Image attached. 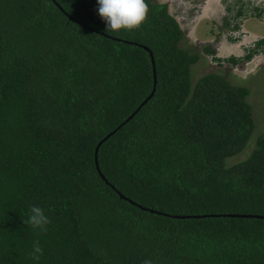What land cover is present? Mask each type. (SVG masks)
I'll use <instances>...</instances> for the list:
<instances>
[{"label":"trees","instance_id":"trees-1","mask_svg":"<svg viewBox=\"0 0 264 264\" xmlns=\"http://www.w3.org/2000/svg\"><path fill=\"white\" fill-rule=\"evenodd\" d=\"M146 3L138 29L105 32L97 0H0V264H264L251 89L223 70L194 82L224 60ZM32 205L47 232L24 223Z\"/></svg>","mask_w":264,"mask_h":264},{"label":"rangeland","instance_id":"rangeland-1","mask_svg":"<svg viewBox=\"0 0 264 264\" xmlns=\"http://www.w3.org/2000/svg\"><path fill=\"white\" fill-rule=\"evenodd\" d=\"M158 3H167L169 5V11L174 15L176 20L181 25L182 29L186 33L187 46L196 47L198 50H202V47L210 44L213 49L217 51V57L220 59H226L230 57L231 44H229V33L230 29L232 30V26L236 24L235 15L236 12L232 10V8L228 11L225 10V7L228 5L233 6L234 2L237 0H222V6L220 0H154ZM257 4L264 5V0H253ZM221 6V7H220ZM230 6V7H231ZM226 14V15H224ZM227 17V20L230 22V26L224 27V20L221 17ZM201 19H207L209 22V27L207 23H202ZM246 27L244 28L248 34L256 32L261 35H264V22L251 18L245 19ZM241 21V20H240ZM243 23V21H242ZM202 26V31L205 29L209 30V34L205 36H194L191 34L195 32V30L200 26ZM245 24V23H244ZM208 27V28H207ZM224 28V29H222ZM240 32L236 33L235 36H239ZM246 33V34H247ZM234 32L230 33V36L233 35ZM226 35L228 40L224 37ZM215 36V37H213ZM220 36V38H219ZM209 40H215L214 42ZM222 42L221 44H218ZM248 47L253 43H247ZM239 45V44H238ZM237 45V46H238ZM230 46V47H229ZM237 46H232V48H237ZM228 48L230 50H228ZM233 51H236L233 49ZM245 51L241 54L238 53V58H244ZM262 58V61L258 62V59ZM256 61L258 64L261 63L260 66H256ZM230 63L226 61L223 65H218L216 61L213 60L211 56H205L201 61L198 62L193 67V80L194 82L198 80L202 75L210 71H218L223 70L232 83L246 85L251 89V94L248 97L249 102L252 104L254 109V118L256 122V128L253 135L252 143H255L256 137L259 135H264V57L258 56L255 61H253V65H248L246 61H242L240 64V69L230 68ZM206 68V69H205ZM252 148V146H251ZM250 149L243 151L242 153L231 157L226 160V165H233L242 161L247 155L250 154Z\"/></svg>","mask_w":264,"mask_h":264},{"label":"clouds","instance_id":"clouds-1","mask_svg":"<svg viewBox=\"0 0 264 264\" xmlns=\"http://www.w3.org/2000/svg\"><path fill=\"white\" fill-rule=\"evenodd\" d=\"M220 1L221 3L219 4L222 6V0ZM224 1L225 0H223V2ZM97 2H98L97 12L106 24L105 32H113V31L118 32L121 29L129 30V31L133 29H138L145 22L149 13V6L146 3V0H97ZM230 6L231 5H228V7L226 6L223 12H225L227 9L229 11L232 8V10H234L237 14L235 15V21L237 22L235 25L231 27L232 30L230 29V33L234 32V34L230 36L229 33L228 35L230 38L227 37L226 35H224V37L227 40L228 38L231 39L230 41L233 43L236 42L239 43L244 40V37L246 35V32L242 29V26L246 21L245 19L255 18L264 22L263 20L264 5L257 4L253 0H237L236 2H234L233 6L231 7ZM222 8L224 9V6H222ZM240 8L243 9L242 15H238V10ZM224 15L221 17V19L223 20L227 18L224 17ZM236 25H239L240 29H234ZM240 30L241 33L239 34V36L238 37L235 36L236 33L240 32ZM261 40H264V38H260L255 40L254 42H251L253 44H251L249 47L248 44L245 45V47L243 48L244 51L246 52L245 56L250 52V50L256 49L257 43ZM263 48L264 45H262L258 49L259 52L256 53L250 61H246L248 65H253V61H255V59L258 56L264 57ZM230 57H237V56L230 55ZM230 57L226 59L228 60ZM226 59L225 60L223 59L224 62L226 61ZM239 59L243 60V58H239ZM259 61H262V58H259L258 62ZM258 62L256 61L255 63L257 67H258L257 65ZM240 64L236 65L235 67H232L230 64L229 65L230 68H237V70H239ZM24 223L28 226H31L33 229L39 230V232L41 233H45L47 232V226L51 223V221L41 207L32 205L29 209L28 219L24 220ZM29 255L32 260L37 262L40 260V257L43 255V249L38 240L34 242L32 252ZM144 264H153V262L151 260H145Z\"/></svg>","mask_w":264,"mask_h":264},{"label":"crops","instance_id":"crops-1","mask_svg":"<svg viewBox=\"0 0 264 264\" xmlns=\"http://www.w3.org/2000/svg\"><path fill=\"white\" fill-rule=\"evenodd\" d=\"M202 20V23H207L208 24V27H209V22H207V19H201ZM202 24L195 30V32H193L192 34H191V38H193L192 37V35H194V36H198V37H200V36H205V35H207V34H209L210 32H209V30L208 29H205L204 31H202ZM207 27V28H208ZM246 27V22H245V24H243V26H242V29L246 32V30L244 29ZM247 33V32H246ZM213 37H215V36H213ZM260 38H264V35H261V34H259V33H256V32H253V33H251L250 32V34H246L245 35V37H244V40L243 41H241V42H239V43H233V42H231L230 40H229V44H231V50L228 48V50H230V55H232V56H237V54L238 53H243L244 52V47H245V45H247V43H251V42H254L255 40H257V39H260ZM194 39V38H193ZM209 41H215V40H209ZM222 42H220L219 41V43L218 44H221ZM239 44V45H238ZM237 46L238 47V50H237V48H232V46ZM230 47V46H229ZM233 49H235L236 51H233ZM261 64V63H260ZM260 64H257L258 66L260 65Z\"/></svg>","mask_w":264,"mask_h":264},{"label":"water","instance_id":"water-1","mask_svg":"<svg viewBox=\"0 0 264 264\" xmlns=\"http://www.w3.org/2000/svg\"><path fill=\"white\" fill-rule=\"evenodd\" d=\"M151 56H152V62H153V65H154V89H153V91H152V93H151V95L143 102V104L142 105H144L147 101H148V99H150L153 95H154V91H155V86H156V83H157V75H156V68H155V59L153 58V55L151 54ZM141 105V106H142ZM141 106L126 120V121H128V120H130L131 118H133V116L136 114V112H138V110L141 108ZM126 121L124 122V123H126ZM119 127H121V126H119ZM114 132L115 131H113V132H111V133H109L105 138H103L100 142H99V144H98V146L96 147V150H95V163H96V166H97V169L99 170V161H98V152H99V149H100V146H101V144L104 142V141H106L111 135H113L114 134ZM99 172H100V170H99ZM242 216H250V215H242Z\"/></svg>","mask_w":264,"mask_h":264},{"label":"built area","instance_id":"built-area-1","mask_svg":"<svg viewBox=\"0 0 264 264\" xmlns=\"http://www.w3.org/2000/svg\"><path fill=\"white\" fill-rule=\"evenodd\" d=\"M263 20H264V16H263Z\"/></svg>","mask_w":264,"mask_h":264},{"label":"bare ground","instance_id":"bare-ground-1","mask_svg":"<svg viewBox=\"0 0 264 264\" xmlns=\"http://www.w3.org/2000/svg\"><path fill=\"white\" fill-rule=\"evenodd\" d=\"M206 69V68H205Z\"/></svg>","mask_w":264,"mask_h":264}]
</instances>
